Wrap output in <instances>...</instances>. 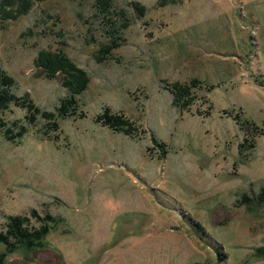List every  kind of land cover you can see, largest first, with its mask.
<instances>
[{"label":"rangeland","instance_id":"obj_1","mask_svg":"<svg viewBox=\"0 0 264 264\" xmlns=\"http://www.w3.org/2000/svg\"><path fill=\"white\" fill-rule=\"evenodd\" d=\"M95 3L43 0L0 20L13 92L56 112L60 130L40 117L15 142L0 130V231L11 216L38 226L32 211L60 220L41 248L4 264H264V0H111L127 27L100 63L117 22ZM44 49L87 74L73 98L84 118L57 111L70 93L35 67ZM174 84L188 89L185 108L167 91ZM106 107L129 136L98 123ZM25 115L10 106L2 117L10 126Z\"/></svg>","mask_w":264,"mask_h":264},{"label":"trees","instance_id":"obj_2","mask_svg":"<svg viewBox=\"0 0 264 264\" xmlns=\"http://www.w3.org/2000/svg\"><path fill=\"white\" fill-rule=\"evenodd\" d=\"M43 0H0V20L1 21H14L18 17L26 15L35 2H41ZM188 0H156L158 8L166 6L180 5ZM133 11L136 17H143L146 14V8L138 3H131ZM94 8L97 13H100L103 20L114 25L117 22L116 27H111L106 31L108 41L106 46L101 45L99 48L98 61H105L110 56L111 51L118 48L124 39L120 35V31L127 27L126 22H121L117 16L118 13L114 10L111 0H96ZM123 13V11H121ZM29 34H32V30L29 29ZM35 67L46 74L51 79H57L61 86L67 89L70 93V98L65 99L60 107L57 108L58 112L64 109V106H68L70 109L67 114H64L62 118L71 117L78 112L79 118H84L85 113L78 111L76 100L73 99L79 96L88 85V77L85 71L76 66L61 49L41 50L34 59ZM198 84V81L191 82L190 88ZM15 80L13 77L7 75L0 67V130L3 131L5 139L9 142H15L20 140L26 133V123L33 126L40 117L45 121L47 129L59 130L58 121H56V112L41 111V109L31 100L28 94L17 96L13 89L15 88ZM188 90V89H187ZM179 84H174L172 87H168L167 91L173 96L175 104L180 107H186V97L189 96L188 91ZM10 106H15L26 112L24 117V123L14 121L9 125L3 119V113L7 111ZM239 117L236 116V120ZM98 123L103 127L110 129L115 133H121L129 136L131 124L125 120L122 115L112 113L109 108H104L103 114L97 117ZM245 124L250 122L247 119L244 120ZM254 125L250 124V127ZM60 131V130H59ZM264 193V189H262ZM31 217L35 219L38 226L30 224V218L22 216H11L8 218V222L5 224L4 231H0V245L4 246L5 252L0 253V264H4V260L8 254H11L19 249L32 250L34 248H41L44 244L45 237L48 235L52 227L56 225L60 220H56L54 217L44 215L43 217L38 215L35 211L31 212ZM258 252L264 253V248Z\"/></svg>","mask_w":264,"mask_h":264},{"label":"bare ground","instance_id":"obj_3","mask_svg":"<svg viewBox=\"0 0 264 264\" xmlns=\"http://www.w3.org/2000/svg\"><path fill=\"white\" fill-rule=\"evenodd\" d=\"M260 82V81H259Z\"/></svg>","mask_w":264,"mask_h":264}]
</instances>
